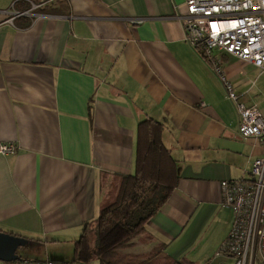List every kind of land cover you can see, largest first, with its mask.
I'll return each mask as SVG.
<instances>
[{
	"label": "crops",
	"instance_id": "crops-1",
	"mask_svg": "<svg viewBox=\"0 0 264 264\" xmlns=\"http://www.w3.org/2000/svg\"><path fill=\"white\" fill-rule=\"evenodd\" d=\"M176 12L183 0H0V142L15 146L0 154V230L28 240L24 255L0 264H83L73 243L134 172L145 118L161 124L177 179L124 254L232 264L218 253L232 222L219 182L247 176L264 146L239 136L233 103ZM214 54L244 103L264 113V71Z\"/></svg>",
	"mask_w": 264,
	"mask_h": 264
},
{
	"label": "built area",
	"instance_id": "built-area-1",
	"mask_svg": "<svg viewBox=\"0 0 264 264\" xmlns=\"http://www.w3.org/2000/svg\"><path fill=\"white\" fill-rule=\"evenodd\" d=\"M183 2L185 13L174 16L183 26L185 41L211 64L222 82L235 107L239 136L259 139L264 146V113L255 104L244 103L214 54L222 50L264 71V0ZM14 151L12 142H0V154ZM247 174L219 182L221 204L231 211L232 222L218 253L232 256V264H246L248 256H257L264 264V151L253 159Z\"/></svg>",
	"mask_w": 264,
	"mask_h": 264
},
{
	"label": "trees",
	"instance_id": "trees-1",
	"mask_svg": "<svg viewBox=\"0 0 264 264\" xmlns=\"http://www.w3.org/2000/svg\"><path fill=\"white\" fill-rule=\"evenodd\" d=\"M177 179L173 159L161 141V124L152 118L138 123L135 167L123 175L114 200L104 206L92 230L85 226L73 243L74 262L143 264L123 250L145 229L162 206ZM175 264H184L181 262Z\"/></svg>",
	"mask_w": 264,
	"mask_h": 264
},
{
	"label": "water",
	"instance_id": "water-1",
	"mask_svg": "<svg viewBox=\"0 0 264 264\" xmlns=\"http://www.w3.org/2000/svg\"><path fill=\"white\" fill-rule=\"evenodd\" d=\"M27 243V238L23 236L0 230V260L5 262L18 260L20 255L16 252L17 249Z\"/></svg>",
	"mask_w": 264,
	"mask_h": 264
},
{
	"label": "rangeland",
	"instance_id": "rangeland-1",
	"mask_svg": "<svg viewBox=\"0 0 264 264\" xmlns=\"http://www.w3.org/2000/svg\"><path fill=\"white\" fill-rule=\"evenodd\" d=\"M91 229H93V228H91ZM26 246V245H25ZM25 246H21V247H19L18 249H17V251H18V253H19V255H24V252H25V248H27V247H25ZM51 256L52 257H62V258H64L65 256L64 255H61V256H59V255H55V254H51Z\"/></svg>",
	"mask_w": 264,
	"mask_h": 264
}]
</instances>
